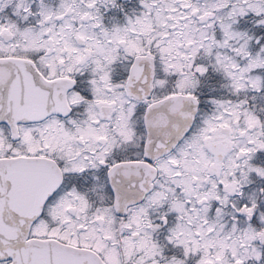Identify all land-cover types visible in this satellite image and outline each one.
Returning <instances> with one entry per match:
<instances>
[{
  "label": "snow or ice",
  "instance_id": "6c2138e0",
  "mask_svg": "<svg viewBox=\"0 0 264 264\" xmlns=\"http://www.w3.org/2000/svg\"><path fill=\"white\" fill-rule=\"evenodd\" d=\"M0 264H264V0H0Z\"/></svg>",
  "mask_w": 264,
  "mask_h": 264
}]
</instances>
